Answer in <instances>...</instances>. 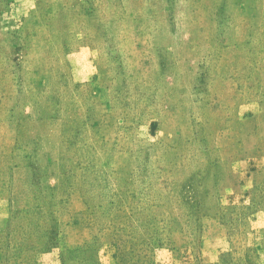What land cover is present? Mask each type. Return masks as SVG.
Wrapping results in <instances>:
<instances>
[{"label":"rangeland","instance_id":"rangeland-1","mask_svg":"<svg viewBox=\"0 0 264 264\" xmlns=\"http://www.w3.org/2000/svg\"><path fill=\"white\" fill-rule=\"evenodd\" d=\"M120 260L264 264V0H0V264Z\"/></svg>","mask_w":264,"mask_h":264},{"label":"trees","instance_id":"trees-1","mask_svg":"<svg viewBox=\"0 0 264 264\" xmlns=\"http://www.w3.org/2000/svg\"><path fill=\"white\" fill-rule=\"evenodd\" d=\"M118 251H119V252H118L119 255L123 254V252H124L123 249H121V248H118ZM120 258H121V257H120ZM122 263H123V260H120V261H119V264H122Z\"/></svg>","mask_w":264,"mask_h":264}]
</instances>
